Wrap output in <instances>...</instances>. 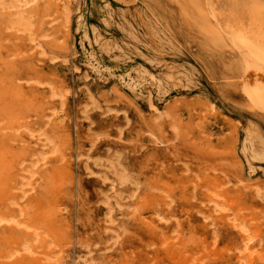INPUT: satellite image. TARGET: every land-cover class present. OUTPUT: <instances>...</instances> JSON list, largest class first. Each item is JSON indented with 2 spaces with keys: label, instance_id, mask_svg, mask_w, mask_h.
Masks as SVG:
<instances>
[{
  "label": "rangeland",
  "instance_id": "obj_1",
  "mask_svg": "<svg viewBox=\"0 0 264 264\" xmlns=\"http://www.w3.org/2000/svg\"><path fill=\"white\" fill-rule=\"evenodd\" d=\"M263 75L264 0H0V264H264Z\"/></svg>",
  "mask_w": 264,
  "mask_h": 264
},
{
  "label": "bare ground",
  "instance_id": "obj_2",
  "mask_svg": "<svg viewBox=\"0 0 264 264\" xmlns=\"http://www.w3.org/2000/svg\"><path fill=\"white\" fill-rule=\"evenodd\" d=\"M192 45H194L193 43H192ZM196 45V44H195ZM194 45V46H195ZM193 47V46H192ZM194 48V47H193ZM253 79H255V76L254 75H251V74H249V78H248V80H253ZM263 79H264V75L262 76V77H260V79L259 80H261V81H263ZM244 227V226H243ZM247 227V226H246ZM243 230H245V231H248V229L247 228H242ZM254 239V236L252 235V234H249L248 235V238H247V241H246V245H245V249L247 248H249L250 247V242L252 241ZM246 249V250H247ZM253 251H255V250H253ZM251 254H253V253H251ZM242 259H243V257H242ZM243 261V260H242ZM245 263V262H244ZM248 263V262H247ZM246 264V263H245Z\"/></svg>",
  "mask_w": 264,
  "mask_h": 264
}]
</instances>
